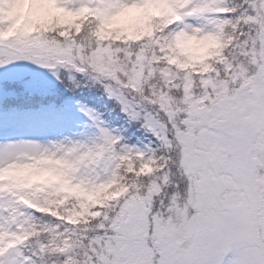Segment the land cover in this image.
Returning a JSON list of instances; mask_svg holds the SVG:
<instances>
[{"label": "snow or ice", "instance_id": "snow-or-ice-1", "mask_svg": "<svg viewBox=\"0 0 264 264\" xmlns=\"http://www.w3.org/2000/svg\"><path fill=\"white\" fill-rule=\"evenodd\" d=\"M18 60L98 86L141 135L82 105L93 139L19 140L4 111L0 264H264V0H0Z\"/></svg>", "mask_w": 264, "mask_h": 264}, {"label": "rangeland", "instance_id": "rangeland-1", "mask_svg": "<svg viewBox=\"0 0 264 264\" xmlns=\"http://www.w3.org/2000/svg\"><path fill=\"white\" fill-rule=\"evenodd\" d=\"M60 71H63V69ZM9 73L16 74L19 78L24 79L31 78L35 80L39 78L42 83L40 88L44 90L53 87V80L58 81L48 69L39 68V66L24 60L13 61L0 67V80H6ZM77 79H80L79 85L85 83L91 85L86 79H81L79 75ZM4 93L6 91L2 94ZM82 105L84 104L76 103L56 112L49 109L42 112L27 110L24 113L27 114L28 119L13 131L12 138L36 140L42 144L49 142L89 141L96 135V122L92 121L81 110ZM88 107L92 108L91 106ZM2 114L3 111H0V115ZM99 119L103 121L101 115ZM103 122L106 126L118 130L109 123ZM4 139L5 133L0 132V142H4Z\"/></svg>", "mask_w": 264, "mask_h": 264}, {"label": "trees", "instance_id": "trees-1", "mask_svg": "<svg viewBox=\"0 0 264 264\" xmlns=\"http://www.w3.org/2000/svg\"><path fill=\"white\" fill-rule=\"evenodd\" d=\"M0 83H9L8 79ZM60 83V84H57ZM91 84V83H90ZM2 94L3 92H5ZM76 103L91 106L102 116L103 121L120 130L121 135L135 140L141 131L135 125L124 122L123 113L115 106L112 100L107 99L102 89L88 83L67 88L61 81L53 80V87L48 89H28L19 96H10L5 88H0V111L17 108L22 112L35 110L54 112L64 110Z\"/></svg>", "mask_w": 264, "mask_h": 264}, {"label": "clouds", "instance_id": "clouds-1", "mask_svg": "<svg viewBox=\"0 0 264 264\" xmlns=\"http://www.w3.org/2000/svg\"><path fill=\"white\" fill-rule=\"evenodd\" d=\"M138 23H139L140 29L145 30V31L149 30L151 27V23L148 18H141ZM30 26L31 25H29V27ZM111 28L112 26L108 25L104 28V31L109 32L111 31ZM203 47L205 49L211 50L214 47V41L211 38H205V40L203 41ZM19 171L23 173L24 171H26V169H21Z\"/></svg>", "mask_w": 264, "mask_h": 264}]
</instances>
